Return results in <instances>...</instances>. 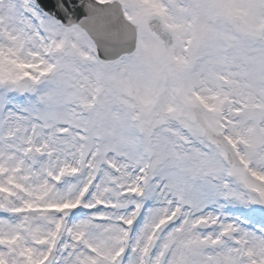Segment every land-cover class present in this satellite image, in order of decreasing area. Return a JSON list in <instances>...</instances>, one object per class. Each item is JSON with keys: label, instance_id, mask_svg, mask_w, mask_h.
<instances>
[{"label": "snow or ice", "instance_id": "snow-or-ice-1", "mask_svg": "<svg viewBox=\"0 0 264 264\" xmlns=\"http://www.w3.org/2000/svg\"><path fill=\"white\" fill-rule=\"evenodd\" d=\"M0 264H264V0H0Z\"/></svg>", "mask_w": 264, "mask_h": 264}]
</instances>
